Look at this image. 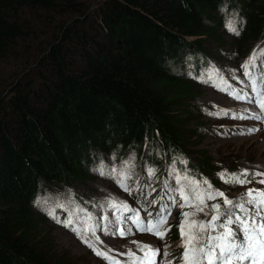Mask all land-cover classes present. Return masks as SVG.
Masks as SVG:
<instances>
[{
	"label": "trees",
	"instance_id": "trees-1",
	"mask_svg": "<svg viewBox=\"0 0 264 264\" xmlns=\"http://www.w3.org/2000/svg\"><path fill=\"white\" fill-rule=\"evenodd\" d=\"M220 29L243 46L264 38V0H0V264L55 254L39 192L68 196L96 163L137 156L146 140L149 158L185 152L205 126L185 133L201 85L172 66L212 56L204 45L221 49Z\"/></svg>",
	"mask_w": 264,
	"mask_h": 264
},
{
	"label": "rangeland",
	"instance_id": "rangeland-1",
	"mask_svg": "<svg viewBox=\"0 0 264 264\" xmlns=\"http://www.w3.org/2000/svg\"><path fill=\"white\" fill-rule=\"evenodd\" d=\"M39 24L31 22V26L35 27ZM40 28V27H39ZM36 30L35 37H42L44 34L43 28ZM204 39V38H203ZM221 41L225 43L220 49L221 53L230 54L231 57L242 54L243 56L238 57L237 61L229 62L227 56L221 55L220 59L214 63L213 71L205 78L213 80V75H216L213 83L201 87V97L195 102V109L188 115H186L185 123L188 124L189 128L185 133H191L193 131L192 125L195 121H204L205 129H201L194 134L190 135L192 138L188 139L183 145V149L187 150L189 157L194 162H198L203 159L209 161L213 166L211 170H207V173H211L214 170L219 173L215 176H209L207 184L204 182H197L200 185V190L209 188L214 193H223V196H216L214 199H206L200 207L203 211H197L196 205L199 201L195 199L194 195H190L191 203L181 207L184 201L180 197V206L177 207L170 217V220L178 219L179 215L183 210L188 213H195L188 217V223L196 221L197 223L203 221L205 223L211 220V211L208 207L210 201L219 200L223 203V206L228 207L224 204V199L227 198L233 202L241 201L242 194L249 188L264 189V185L259 184L256 180H252L251 183L243 186L233 183L232 177L239 175L244 170L249 173L261 172L264 173V134L257 133L252 136H234L226 137L220 135L221 131H214L213 129L218 127H225L227 124H232V120L224 115L221 116L222 112L231 109L235 105L234 99L226 94V90L223 89L224 82L235 84L247 83V77L244 75V65L252 54L259 52L264 48V41L259 42L258 40L249 41L246 45H241L242 42H238L231 35L223 34ZM206 48V54L218 55V47L215 44L206 42L204 45ZM22 52V50L20 51ZM247 53V54H245ZM245 54V55H244ZM10 60H8L9 62ZM15 61V60H14ZM16 62V61H15ZM241 70V71H239ZM256 73L262 70L260 64L257 61ZM219 74L222 79H219ZM263 116H264V112ZM199 118V119H198ZM232 135V131L228 132ZM132 167H136V163L133 162ZM126 170V167L118 169L112 174L110 178L108 173L112 171L111 168L99 164L93 171V175L87 180L77 181L74 187L79 194L83 195L90 202H95L89 211L84 213L82 209L79 211H70L67 215V220L72 219V226L66 227L63 219L60 218V222H57L53 216L48 215L47 220L39 226L44 231L46 238L49 241L50 249L54 251L53 257L49 260V264H106V261L101 257H98L77 235L71 228L76 227L80 229L82 227L95 226V235L91 233H82L95 244V246L101 251L108 252L109 255L112 251H137L138 245H149L153 247L156 244V248L162 250H169L171 252L165 260H174L175 264H181V254L175 249L181 245L182 238L180 235L179 226L185 220L184 216L182 219L175 224L174 229L178 231V240H170L166 236L164 228L163 238H159L149 232H141L136 230V226L132 224L130 219H127L128 224L126 225V210H122L120 205H127V201L131 202L128 190L126 191L117 182V175ZM101 172L105 173L104 175ZM257 177L256 179H260ZM179 189L184 187L185 193L190 194V189L186 181L182 184H177ZM115 203L118 207L113 208L112 204ZM36 209L40 211L44 209H52L50 203H40L36 205ZM90 217V219H89ZM116 217H120L122 222L121 226L126 229H131V232L127 234L126 239H120L119 235L106 234L113 231L110 226V222H114ZM167 223L164 224V227ZM188 231L187 223L185 224V232ZM207 232L202 235L206 238ZM97 237L99 238L97 240ZM136 243H133V242ZM179 250V249H177ZM165 258V257H164Z\"/></svg>",
	"mask_w": 264,
	"mask_h": 264
},
{
	"label": "snow or ice",
	"instance_id": "snow-or-ice-1",
	"mask_svg": "<svg viewBox=\"0 0 264 264\" xmlns=\"http://www.w3.org/2000/svg\"><path fill=\"white\" fill-rule=\"evenodd\" d=\"M233 31L235 30L233 29ZM257 61H259L262 70L254 74L252 70L257 69ZM242 67L244 75L249 79L252 91L256 94L258 107L261 112H264V50L259 55L254 52ZM257 118L259 119L260 117ZM249 131L253 130L250 129ZM125 163L128 164V162ZM114 172L115 170L113 169L108 173L110 178ZM101 174L104 175L105 173L101 172ZM149 174H153V170L149 169ZM249 176L252 177V180H256L257 183L264 185V173H249L247 170H244L239 175H234L232 181L243 186L252 182ZM257 177L261 178L256 179ZM116 178L120 186L127 191L128 188L125 182L130 178V172L123 171ZM177 184H182L180 177H177ZM204 184H207V181H204ZM188 187L190 194L185 193L184 187L179 189L180 197L184 201L181 207L190 204V195H194L195 199L199 201V204L196 205L197 211H203L200 205L206 199H214L216 196L224 195L220 192H212L210 186L201 191L200 185L195 181H189ZM224 204L228 206L224 212L220 211L219 205L212 206L215 214L212 216L211 221L207 223L203 221L188 223V217L195 213H183L185 220L179 226L183 241V251L180 257L181 264H264V189L249 188L242 194L241 201L233 202L225 198ZM112 207L116 208L118 205L113 203ZM119 207L122 210L132 211L127 205H120ZM126 219H130L138 231L149 232L161 239L164 236V233L161 231L163 225L166 223V217L163 212L158 213L157 218L154 221H149L147 224H144L139 219L138 214L126 217ZM217 221L221 222L217 223ZM72 223V219L64 222L66 227L72 226ZM186 223L188 226L187 232H185ZM121 224L120 217H116L114 222H110L113 231L106 234L124 237L131 232V229H128L126 232ZM71 230L98 257L105 260L106 264H121V261L109 255L108 252L101 251L87 236L82 235V233L95 235V226L90 228L82 227L80 229L72 227ZM206 232L208 235L205 238L202 234ZM133 243L136 242L134 241ZM137 251L141 255H137L136 252L131 250L118 255L126 256L127 259L124 264H158L157 257L161 256L160 249H153L149 245H138ZM168 255L169 253L166 251L163 252V257H167ZM159 264H175V261L162 259L159 261Z\"/></svg>",
	"mask_w": 264,
	"mask_h": 264
},
{
	"label": "bare ground",
	"instance_id": "bare-ground-1",
	"mask_svg": "<svg viewBox=\"0 0 264 264\" xmlns=\"http://www.w3.org/2000/svg\"><path fill=\"white\" fill-rule=\"evenodd\" d=\"M80 210V209H79Z\"/></svg>",
	"mask_w": 264,
	"mask_h": 264
}]
</instances>
